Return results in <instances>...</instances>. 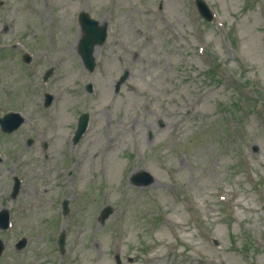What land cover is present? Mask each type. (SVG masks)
<instances>
[{"label":"rangeland","instance_id":"obj_1","mask_svg":"<svg viewBox=\"0 0 264 264\" xmlns=\"http://www.w3.org/2000/svg\"><path fill=\"white\" fill-rule=\"evenodd\" d=\"M195 1L0 0V45L25 43L0 48V113L34 122L0 131V264H264V0ZM81 10L108 24L92 72Z\"/></svg>","mask_w":264,"mask_h":264},{"label":"water","instance_id":"obj_2","mask_svg":"<svg viewBox=\"0 0 264 264\" xmlns=\"http://www.w3.org/2000/svg\"><path fill=\"white\" fill-rule=\"evenodd\" d=\"M198 8H199L200 13L206 19H209V15L201 3H198ZM84 18H85V20H83L84 35L79 43L78 52L81 55V58H82V61L85 67L91 70L93 67L92 47L94 44L101 43L103 41L104 32H101L98 29H95L93 27V22L89 20L86 16ZM86 122H87V119L85 115H82L80 117L78 127L75 131L74 141H76L78 137L85 130ZM148 182L149 181H145V183H148ZM108 213H109V209L105 208L102 214V219L105 218L108 215Z\"/></svg>","mask_w":264,"mask_h":264}]
</instances>
